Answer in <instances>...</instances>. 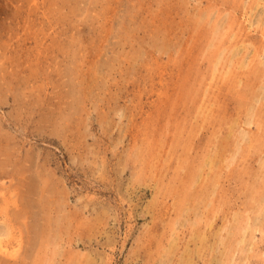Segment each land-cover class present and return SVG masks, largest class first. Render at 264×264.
I'll return each instance as SVG.
<instances>
[{"label": "rangeland", "instance_id": "rangeland-1", "mask_svg": "<svg viewBox=\"0 0 264 264\" xmlns=\"http://www.w3.org/2000/svg\"><path fill=\"white\" fill-rule=\"evenodd\" d=\"M0 264H264V0H0Z\"/></svg>", "mask_w": 264, "mask_h": 264}]
</instances>
